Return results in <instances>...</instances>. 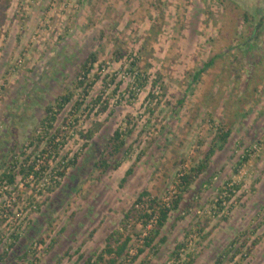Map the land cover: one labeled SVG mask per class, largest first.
<instances>
[{
    "label": "rangeland",
    "instance_id": "1",
    "mask_svg": "<svg viewBox=\"0 0 264 264\" xmlns=\"http://www.w3.org/2000/svg\"><path fill=\"white\" fill-rule=\"evenodd\" d=\"M263 19L264 0H0V173L31 142L45 149L48 135L69 123L62 156L77 157L39 208L27 190L6 206L13 192L0 189V264L96 261L113 231L126 233L122 211L140 191L149 188L158 201L178 196L183 177L203 161L207 169L172 212L157 251L117 264H264ZM216 55L215 67L191 83ZM68 90L74 97L61 111L56 101ZM117 129L126 146L100 174L93 160ZM142 232L134 226L128 251Z\"/></svg>",
    "mask_w": 264,
    "mask_h": 264
},
{
    "label": "trees",
    "instance_id": "2",
    "mask_svg": "<svg viewBox=\"0 0 264 264\" xmlns=\"http://www.w3.org/2000/svg\"><path fill=\"white\" fill-rule=\"evenodd\" d=\"M245 20L250 21V16L247 13L245 14ZM261 22L264 23V19ZM90 62H92L93 64L90 67H88ZM95 62H96L95 55H92V58H89L87 60V62L84 64V66L82 67V70H84L83 74L85 73V77H84L85 79L88 76V74L91 73V70H92ZM214 62H215V59L209 60L200 69H198V71L194 73L191 83L198 82L201 79V76L204 73H206L214 65ZM136 66H137V61L136 60L132 61L131 62V68L132 69L136 68ZM81 73L82 72H79V74H81ZM140 77H141V75H140ZM137 80H139V78ZM84 81L81 80V82H79L78 88H79V86L84 87V84H85ZM115 81H116V79L112 78L111 82H115ZM85 86H87V85H85ZM92 87H93V84H91L86 89V91ZM151 96L152 95H150V97ZM73 97H74V92L68 90V93L66 95L61 96L60 98L57 99L56 107L61 111L64 110L71 103V101L73 100ZM102 99H103V96L98 95L97 98H95V101L100 102ZM81 105H82V103L77 101L73 108L74 109L75 108L80 109ZM52 109L53 108H49L48 113H50ZM104 110L105 109L103 108L101 112H103ZM45 120L49 121V122H53L54 120L57 121L56 117H53V116L51 117L49 115L47 118H45ZM54 126L51 125V128L53 129ZM131 132L132 131L130 129L129 133H131ZM93 134L94 133L92 131H88L85 135H84V133H82L83 137L87 140V142L85 144L86 148L89 147V142L93 138ZM123 134L124 133L120 129H117L114 132L113 136L110 137V139L106 143H104L103 147L99 149V152H98L99 156L97 158V161L95 162V167L99 171L100 174L107 172L111 168L112 163L114 162V159L125 148L126 140L124 139ZM230 134L231 133L228 131V132L221 133L218 136L219 141L221 140L222 143L219 144L220 142H216L215 145H213V147L210 148L209 154L207 155V159L210 158L211 156H213L217 149L223 148V146L227 143ZM39 144L41 145L42 143H39ZM38 146L39 145L35 144L34 142H31V149L32 150H30V152H27V151L23 152V156L21 157L20 161L14 160L12 165L10 166V168L7 171L0 173V189L4 188L5 186L9 187V189L6 190L7 194H11L14 190H17V188H18L17 185L19 184V181L21 182V180H26L31 175H33L36 178L35 182L28 183L26 186V190L29 193L28 194L29 201H27V202L29 205H32L34 208L40 207V205L38 203L39 198L43 197L46 193H49V194L53 193L56 188L61 186L62 181H63L62 179L66 176L67 170L70 169L71 167H74L77 163V157L69 159L66 156H62V152L64 150V149L62 150V148L64 146L63 143L53 145L54 149H52L51 153H48L49 150H46V149L40 151L39 149H37V148H39ZM46 153H48V156H47L45 162L40 166V170H36V167L38 165V161L40 160V158H38V156L40 155V156L44 157V155ZM59 156L61 158H60V160H58V163L55 165L53 163V161L54 162L57 161V158ZM207 164L208 163L203 161L198 167H193L191 169V172L189 174H187L185 177H183L182 182L179 185V190L182 193L179 194L177 196V198L173 200L171 207H164V208L160 209V211H159L160 217L158 220V224H157L155 230L153 232H151L149 234V236H147L145 238L144 245H143L144 247L142 249L139 248V254L140 255L145 251L146 248H150V249L157 251L155 241L157 240L161 231L163 230V228L167 224L172 212L179 208L180 203H181L183 196H184L183 195L184 192L188 191V187H190V185H192L194 182H196L197 178L207 169V167H208ZM116 167H119V164ZM133 172H134V169L132 167L127 171L126 176L123 178L122 181L126 182L128 180V178L133 174ZM82 173L84 174V171H82ZM55 175L59 176L61 179H55ZM47 176H51V177H49L50 183L46 185L45 189L39 190V184L42 181H44ZM235 188L239 189V186H236ZM148 196H150V194L148 193L147 190L141 193V195L136 200L132 209H130L128 212L125 213V217L122 220L123 224H127L131 218L135 217L138 213H140L139 209H137V206L140 203H142ZM225 200L228 201L229 197H226ZM17 202H19V199ZM157 202L158 201L156 200L155 203H157ZM223 203H224L223 199H219L217 202H215V205L218 208L217 212L224 211L225 206H223ZM15 204H17V203H15ZM141 215H142V218H147V220L150 218V215H148L147 213L141 214ZM145 223H143V224H145ZM123 226H125V230H126L127 225H123ZM139 236H137V237H139ZM124 237H125L124 233L122 234L121 231H119V230L113 231L111 233V235L107 238L106 246L103 249V251L101 252V254L99 255L98 259H96V261H94V262L92 260H90V261L86 262L85 264H100V262H102L104 260L105 255L112 256L109 259L108 264H117L119 262V260H121L123 257L128 255L127 251L130 248L131 244L135 241L133 239V234H130L129 236H126L125 238ZM17 238L19 239L18 235H17ZM237 239H235L233 241V244L231 245L232 248L238 242ZM165 241H166V239L162 238L160 240V243H164ZM42 243H43V241H42ZM183 246H184L183 244H179L177 247V251L174 252V255L179 257L180 249H182ZM140 255H138L136 258H138ZM220 263H221V259H219L216 264H220ZM142 264H146V263H142Z\"/></svg>",
    "mask_w": 264,
    "mask_h": 264
},
{
    "label": "built area",
    "instance_id": "3",
    "mask_svg": "<svg viewBox=\"0 0 264 264\" xmlns=\"http://www.w3.org/2000/svg\"><path fill=\"white\" fill-rule=\"evenodd\" d=\"M134 76H133V79L134 81L137 79L136 77V73H133ZM81 78V77H80ZM84 78H82L81 80H83ZM54 111V109H52ZM53 111H51L49 113V116H53ZM56 112V111H55ZM47 124H52L53 126L55 125L54 124V121L53 122H49L47 121L46 122ZM72 123H69V125H65L62 127V130L65 131L63 133H61V131H59L56 135H48L47 139H46V150H49L48 153H51L52 149L53 148V145H56V144H61L62 141L65 140L64 137L67 136V131L69 130L70 128V125ZM41 131H39L40 133ZM35 144H37V141L35 142ZM39 145V143H38ZM51 147V148H50ZM45 149H39L40 151L41 150H45ZM31 149V143L30 145L25 149L24 152H30ZM48 153H46L44 155V157L42 156H38V158H40V160L38 161V165L36 167V170H40V166L45 162L47 156H48ZM49 177L51 176H47L45 178L44 181H42L40 184H39V190H42V189H45L46 185L50 183V179ZM55 179H61L59 176L55 175ZM36 178L31 175L29 178H27L26 180H21V182L19 181V184L17 185V190H14L13 191V195L11 196V200H9L8 204L6 206H13L14 203H16L18 201V198L20 197L21 193L24 192L26 190V186L28 183H33L35 182ZM4 191L8 190L9 187L5 186L4 188H2ZM2 193V192H0ZM177 192L174 191L172 192V194L167 198V199H164V201H158L156 199L155 196L153 195H150L148 196L142 203H140L138 206H137V209H139L140 213H138L135 217L131 218L128 223H127V228H126V233H124V236H129L132 231V229L134 228L135 225H140L141 227L143 226V232H142V235L140 236V239H139V244L137 247H134V248H131L129 251H128V257H133V256H136L139 252V246L140 245H144V240L147 236H149V234L151 232H153L158 224V220H159V215H160V209L161 208H164V207H171L172 206V202L175 198H177ZM176 195V196H175ZM158 201L157 203H155V201ZM148 214L150 215V218L147 220V218H142V215L141 214ZM146 222V223H145ZM145 223V224H143ZM126 234V235H125Z\"/></svg>",
    "mask_w": 264,
    "mask_h": 264
},
{
    "label": "crops",
    "instance_id": "4",
    "mask_svg": "<svg viewBox=\"0 0 264 264\" xmlns=\"http://www.w3.org/2000/svg\"><path fill=\"white\" fill-rule=\"evenodd\" d=\"M209 45H210V42H209ZM219 57H220V56L216 55L215 57H212V58L210 59V60L215 59L214 65H213L211 68L215 67L216 60H217ZM206 62H208V61H205V63H206ZM211 68H210L209 70H211ZM209 70H208V71H209ZM208 71H207V72H208ZM207 72L204 73L203 75H206ZM203 75H202V76H203ZM202 76H201V78H202ZM239 86H240V85H239ZM248 87H249V85H248ZM94 159H95V157H94ZM93 163L95 164V161H94V160H93ZM132 175H133V174H132ZM132 175H131V176H132ZM125 176H126V175H125ZM131 176H130V177H131ZM130 177H129V179H130ZM129 179H128V181H129ZM128 181H127V182H128ZM195 183H196V182H194L192 185H190V187H188V191L184 192V194H183L184 196H185L186 193H188V192L190 191V188H192L193 186H195ZM131 184H132V183L130 182V185L128 184L129 186H127V187H128L127 189L130 190V191H129V194H131L130 192H132V189H134V186L131 187ZM131 188H132V189H131ZM146 190L148 191V193H150L149 188H145L144 190L140 191L139 195L137 194L138 197L133 201L132 204L129 203L127 206H125V207L123 208V211H122L123 213H122V214L124 215V217H125V212H128L130 209H132V207L134 206L136 200L139 198V196L141 195V193L144 192V191H146ZM93 192H94V191L92 190V193H93ZM46 194H47V196H48L49 193H46ZM49 195H50V194H49ZM92 195H93V194H92ZM44 196H45V195H44ZM130 196H131V195H130ZM130 196H129V197H130ZM184 196H183V199H182L181 203L183 202V200H184V198H185ZM181 203H180V205H181ZM82 204H83V198L80 197V199L78 200L77 206L80 207ZM130 205H131V206H130ZM122 219H123V218H122ZM121 221H122V220H121ZM122 222H123V221H122ZM165 226H166V225H165Z\"/></svg>",
    "mask_w": 264,
    "mask_h": 264
}]
</instances>
